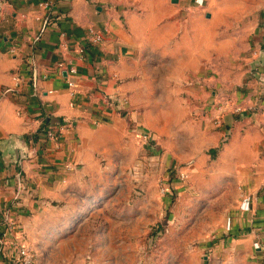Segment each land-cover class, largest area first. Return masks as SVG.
Listing matches in <instances>:
<instances>
[{
    "label": "crops",
    "instance_id": "0c3cea01",
    "mask_svg": "<svg viewBox=\"0 0 264 264\" xmlns=\"http://www.w3.org/2000/svg\"><path fill=\"white\" fill-rule=\"evenodd\" d=\"M89 25L103 31V40L88 43L81 59L76 45ZM60 59L77 67L73 94ZM195 78L212 85L210 98ZM117 92L129 100L123 111L107 101ZM227 92L253 107L223 111L217 126L215 104ZM181 104L183 115L176 111ZM263 105L264 0H7L0 13V205L14 219L13 240L20 233L39 246L43 237L45 249L46 237L62 235L67 212L110 204L93 189L143 153L136 109L149 108L161 128L169 125L170 142L185 139L189 169L225 192L214 249L227 263L260 264ZM180 115L185 123H177ZM45 120L57 140L34 139Z\"/></svg>",
    "mask_w": 264,
    "mask_h": 264
},
{
    "label": "rangeland",
    "instance_id": "374dc122",
    "mask_svg": "<svg viewBox=\"0 0 264 264\" xmlns=\"http://www.w3.org/2000/svg\"><path fill=\"white\" fill-rule=\"evenodd\" d=\"M194 84L211 97V84L202 78H195ZM178 100L183 103L181 94ZM182 105L176 111L183 115ZM136 111V124L146 134L143 139L137 132L143 153L122 172L104 174V187L93 189L92 196L99 192L112 201L87 212L80 207L67 212L59 222L62 235L46 237L48 247L42 248L43 237L39 246L29 244L37 260L41 264H236L227 263V255L214 249L222 238L217 225L225 192L220 185L209 188L206 175L197 176L189 169L192 162L186 157L185 139L170 142L169 125L161 128L153 109ZM182 115L179 124L186 122ZM165 120H170L169 110ZM178 136L186 137L184 125ZM212 160L211 156L206 164ZM181 171L187 172L185 178Z\"/></svg>",
    "mask_w": 264,
    "mask_h": 264
},
{
    "label": "built area",
    "instance_id": "2783aa9c",
    "mask_svg": "<svg viewBox=\"0 0 264 264\" xmlns=\"http://www.w3.org/2000/svg\"><path fill=\"white\" fill-rule=\"evenodd\" d=\"M7 0H0V13L3 10V5ZM40 6L47 8L49 5L48 1H41L39 3ZM61 37H65V32H60ZM40 34L37 33L33 41L36 42L39 40ZM103 40V31L101 29L95 28L93 25H89L86 29V38L83 42L76 45V54L79 58H85V49L87 44H97ZM67 43L65 40H62L61 46L67 48ZM256 53V51L254 52ZM57 66L59 68H63L66 72V82L67 85L71 88V94H73L72 88L75 87V82L73 80V75L77 73V67L72 64L71 61H66L65 59H60L57 62ZM14 87H17L21 83V79L19 75L13 76ZM107 101L110 105H115L120 111H123L125 106L128 104V97L125 94H121L120 92L115 93L114 95H109L107 97ZM72 104V102H71ZM252 105L245 106L239 98L232 92L221 93L219 96L215 108L217 110V115L213 118V122L220 126L222 124L221 114L223 111H231L233 113H240L242 111H247L251 109ZM260 111L264 114V105L261 106ZM34 133L38 136V139L41 140H57L58 132L53 128L51 124H45L42 128L37 129ZM142 133L143 139L146 138V134ZM228 131L226 129L224 133V137L226 138L228 135ZM67 167H71L69 163H67ZM181 178H185L187 176V172L181 171ZM262 186L264 189V173H263V182ZM16 231L14 219L12 218L8 205H0V264H41L36 257L35 252L31 249L30 245H28L24 238L23 234H18V240H13L12 233ZM18 231V230H17ZM260 264H264V260L260 261Z\"/></svg>",
    "mask_w": 264,
    "mask_h": 264
},
{
    "label": "trees",
    "instance_id": "16d2710c",
    "mask_svg": "<svg viewBox=\"0 0 264 264\" xmlns=\"http://www.w3.org/2000/svg\"><path fill=\"white\" fill-rule=\"evenodd\" d=\"M47 122H48V120H45V123H43V125H41L39 128H42L45 124H47ZM33 137H34V139H37L38 138V136L36 135V133H34V136Z\"/></svg>",
    "mask_w": 264,
    "mask_h": 264
}]
</instances>
